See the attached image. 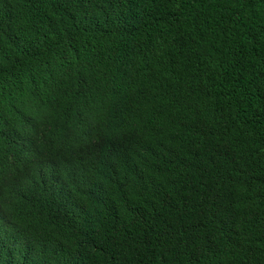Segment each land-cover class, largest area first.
Here are the masks:
<instances>
[{
	"label": "trees",
	"instance_id": "16d2710c",
	"mask_svg": "<svg viewBox=\"0 0 264 264\" xmlns=\"http://www.w3.org/2000/svg\"><path fill=\"white\" fill-rule=\"evenodd\" d=\"M0 264H264V0H0Z\"/></svg>",
	"mask_w": 264,
	"mask_h": 264
}]
</instances>
